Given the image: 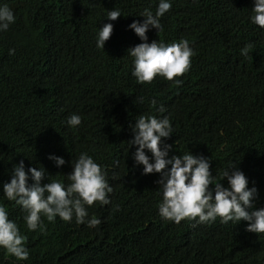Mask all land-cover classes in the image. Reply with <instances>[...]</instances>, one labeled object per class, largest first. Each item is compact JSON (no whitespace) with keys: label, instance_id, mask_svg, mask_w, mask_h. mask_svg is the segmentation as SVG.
<instances>
[{"label":"clouds","instance_id":"clouds-1","mask_svg":"<svg viewBox=\"0 0 264 264\" xmlns=\"http://www.w3.org/2000/svg\"><path fill=\"white\" fill-rule=\"evenodd\" d=\"M41 1L50 10L48 1L57 2L63 23L39 24L34 32L15 40L10 37L15 33H6L15 16L0 0V37L5 40L0 47L6 55H0V92L8 88L13 92L15 80L21 82L12 99L16 107L12 112L19 116L11 131L16 139L0 144V196H6L12 209L6 212L0 205V247L17 260H26L27 237L19 229L28 234L56 216L77 228L104 226L101 242L110 239L125 220L116 206L123 192L114 177L120 165L118 148L135 151L134 161L143 165V173L160 174L163 219L176 223L185 218H198L199 223L217 217L222 223L243 220L248 222L247 231L264 233V208L249 211L256 189L248 188L247 178L234 165L231 173L228 169L222 173L229 187L216 182L210 190L207 158L169 157L172 145L161 147L162 138L171 141L198 127L202 131L193 111L196 102L185 100L190 96L178 87L183 81L190 84L185 75L197 55L199 44L192 42L191 32L204 41L203 56L213 51L210 64L215 71L246 79L256 87L264 85V0ZM133 3L136 19L130 22L125 12ZM166 13L175 26L163 31ZM74 17L85 19L70 20ZM114 61L123 62L129 89L118 94L120 101L106 107L111 89L106 88L110 80L101 73L106 70L102 66ZM28 79L39 87L36 93L23 95V81ZM109 108L121 110L124 118L132 117L126 135L132 130L133 138L113 140L105 132L93 139L81 136L76 126L95 127V114L104 118ZM236 117L227 118L230 127H219L216 119L211 120V134L233 141L240 138ZM224 129L229 135L223 134ZM58 260L71 261L64 254ZM76 260L90 264L86 256Z\"/></svg>","mask_w":264,"mask_h":264},{"label":"trees","instance_id":"trees-1","mask_svg":"<svg viewBox=\"0 0 264 264\" xmlns=\"http://www.w3.org/2000/svg\"><path fill=\"white\" fill-rule=\"evenodd\" d=\"M48 2L52 10L47 9L41 0H3L1 6H9L15 16L14 23L10 24L6 33H15V36L10 37L16 40L18 36L24 38L34 32L39 24L63 23L65 18L60 5ZM135 8L133 3L132 8L128 6L125 12L130 22L136 19L133 14ZM170 17L172 15L166 13L162 19L163 31L175 26ZM84 19L74 17L70 20L79 22ZM64 28L71 30L67 25ZM160 33L158 30L157 34ZM190 39L199 44L197 55L185 75L190 84L183 81L178 87L190 96L185 97V100L196 102L193 111L200 118L202 131L198 127L187 134L180 133L171 141L162 138L161 147L164 144L172 145L169 157L192 154L207 158L213 183L209 185L210 190L214 189L216 182L229 187L227 178L222 179V173L227 169L231 173L233 168L230 166L234 165L247 178L248 188L256 189L253 207L249 211L264 208V85L256 87L246 79L229 77L215 71L210 64L213 51L203 56L200 52L204 43L202 37L199 40L197 34L191 32ZM0 41L5 40L0 37ZM3 49L0 47V55L4 53ZM112 63L104 64L102 69L106 70L101 72L110 80V85L106 86L111 89L106 107L120 101L118 94L129 89L123 62ZM25 85L23 95L34 94L39 87L37 82H30V79L23 81L21 89ZM13 86V92L11 88L4 93L0 92V144L8 139H16L11 131L19 116L12 112L16 108L12 99L14 93L20 90V78L15 80ZM106 111L104 118L95 114V127L84 124L82 129L76 126L81 129V136L89 135L93 139L97 134L105 132L113 140L127 138V135L131 140L133 132L131 130L126 135V129L132 125L129 120L132 117L124 118L121 110L115 108ZM234 115L239 119L238 129L242 132H238L240 138L236 142L211 134L212 124L208 126L211 120L216 119L219 127H230L226 123L227 118ZM196 134H199L198 139L191 140ZM223 134L229 135L226 129ZM230 136L233 138V133ZM130 147L135 150L137 148L135 145ZM118 149L120 153L116 162L120 165L114 177L120 182L118 187L123 192L116 206L118 215L124 216L125 220L124 224L115 229L110 239L101 242L104 226L94 229L82 224L77 228L71 221L56 216L53 221L46 219L35 230L28 229V234L19 229L20 234L27 237L24 246L29 253L28 258L17 260L0 247V264H68L63 260L59 262L62 254L70 256L69 264H72L74 256L89 257L90 264H264V233L247 231V221L222 223L217 217L215 221L206 223H199L198 218H185L176 223L163 219L159 215L162 187L157 181L160 174L143 173V165L134 161L135 151ZM145 154L149 156L150 162H154L147 149ZM123 161L129 163L122 166ZM167 167L170 168V165ZM5 198L0 196V205L5 207L6 212H10L12 209ZM126 245L134 247V250L126 249ZM76 258L73 264L80 263L81 259L78 261Z\"/></svg>","mask_w":264,"mask_h":264}]
</instances>
